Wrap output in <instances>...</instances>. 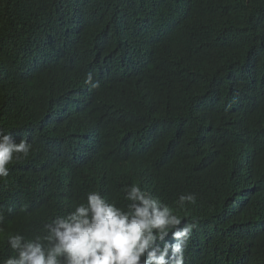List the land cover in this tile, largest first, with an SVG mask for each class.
<instances>
[{
  "label": "trees",
  "instance_id": "1",
  "mask_svg": "<svg viewBox=\"0 0 264 264\" xmlns=\"http://www.w3.org/2000/svg\"><path fill=\"white\" fill-rule=\"evenodd\" d=\"M0 81V131L31 144L0 181L9 233L45 235L91 191L126 208L137 184L195 223L189 264H264V219L218 228L207 198L228 185L193 157L225 125L264 126V0H0ZM116 149L134 163L114 165ZM252 167L264 194V163ZM189 193L196 202L178 207ZM12 254L0 234V256Z\"/></svg>",
  "mask_w": 264,
  "mask_h": 264
},
{
  "label": "clouds",
  "instance_id": "2",
  "mask_svg": "<svg viewBox=\"0 0 264 264\" xmlns=\"http://www.w3.org/2000/svg\"><path fill=\"white\" fill-rule=\"evenodd\" d=\"M236 44H230L229 50ZM92 81V74L88 73L86 83L98 88L99 83ZM254 107V104L244 106V114L252 115ZM263 129L264 126L251 135L239 126L225 125L215 130L204 148L193 155L203 162L212 181L219 177L228 185L229 196L223 200L214 202L207 198L218 228H254L264 219L263 188L252 174L253 165L264 163V145L260 141ZM114 142V138L108 139L104 133L97 139V145L106 150L107 156L115 150L111 149ZM30 150L31 144L26 139L17 142L11 133L0 131V181L10 176L9 166L27 157ZM116 150L121 155L110 160L114 165L134 163L125 157L128 151ZM73 156L84 157L79 150ZM90 156L101 157L98 152ZM124 199L128 202L126 208L91 191L85 202L46 223L45 235L27 238L9 233L13 200L11 196H2L0 234L6 236L13 254L0 256V264H189L191 254L185 253L195 238V223L187 220L182 224L172 208L137 184L125 186ZM195 202L196 195L189 193L181 195L177 204L183 208L186 203ZM262 246L264 251V243Z\"/></svg>",
  "mask_w": 264,
  "mask_h": 264
},
{
  "label": "water",
  "instance_id": "3",
  "mask_svg": "<svg viewBox=\"0 0 264 264\" xmlns=\"http://www.w3.org/2000/svg\"><path fill=\"white\" fill-rule=\"evenodd\" d=\"M4 187L5 188H2L0 191L1 196H9L11 193L8 191H10L12 189V187H10L9 185H5ZM0 188H1V186H0Z\"/></svg>",
  "mask_w": 264,
  "mask_h": 264
}]
</instances>
